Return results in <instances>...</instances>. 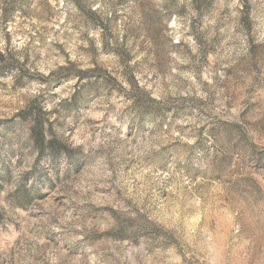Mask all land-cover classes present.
Instances as JSON below:
<instances>
[{"label":"clouds","instance_id":"obj_1","mask_svg":"<svg viewBox=\"0 0 264 264\" xmlns=\"http://www.w3.org/2000/svg\"><path fill=\"white\" fill-rule=\"evenodd\" d=\"M0 264H264V0H0Z\"/></svg>","mask_w":264,"mask_h":264}]
</instances>
